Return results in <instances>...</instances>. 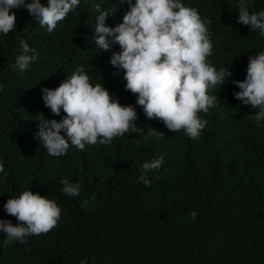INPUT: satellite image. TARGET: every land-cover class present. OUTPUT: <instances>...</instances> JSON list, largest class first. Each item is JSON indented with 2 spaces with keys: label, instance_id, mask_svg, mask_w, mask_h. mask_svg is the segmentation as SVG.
<instances>
[{
  "label": "trees",
  "instance_id": "obj_1",
  "mask_svg": "<svg viewBox=\"0 0 264 264\" xmlns=\"http://www.w3.org/2000/svg\"><path fill=\"white\" fill-rule=\"evenodd\" d=\"M181 2L211 21L213 48L207 60L232 73L222 86L209 89L218 101L198 113L207 121L198 139L147 119L136 95L125 89L123 71L110 64L111 52L94 44V6L100 4L108 14L106 25L115 26L127 3L80 0L51 33L27 9L10 10L16 29L0 33V219L17 223L3 205L24 190L54 200L61 217L51 231L29 236L26 243L4 246L0 231V264H80L85 259L93 264V257L94 264H264V119L257 125L249 115L258 109L233 95L240 91L233 81L245 79L248 58L264 51V36L237 23L240 0ZM247 4L250 13L264 10V0ZM21 39L39 53L25 72L14 66ZM112 51L119 52V46ZM77 66H83L90 83L102 84L122 105L134 106L143 132L129 131L110 145L97 142L83 151L70 144L66 155L52 157L34 138L36 114L57 121L65 114L51 113L41 89L58 87ZM149 127L164 137L148 135ZM161 156V168L147 173L151 186H145L139 181L142 164ZM65 178L81 182L79 196L61 191ZM84 200L88 204L82 207Z\"/></svg>",
  "mask_w": 264,
  "mask_h": 264
},
{
  "label": "clouds",
  "instance_id": "obj_2",
  "mask_svg": "<svg viewBox=\"0 0 264 264\" xmlns=\"http://www.w3.org/2000/svg\"><path fill=\"white\" fill-rule=\"evenodd\" d=\"M79 3L80 0H47L46 4L40 0H0V33L8 35L16 29V16L11 9H27L51 33ZM123 3H127L128 10L122 22L115 26L106 25L108 14L101 10L100 4L94 6L98 13L92 37L94 44L102 51L111 52L110 64L123 71L125 89L136 95V105L142 108L147 119L162 122L171 132L183 130L189 138L198 139L207 125L198 113H207L218 101L216 94H209V89L222 86L232 75L229 68L217 70L207 60L213 48L208 30L211 21L181 0H135V3L121 0ZM237 23L249 26L250 31L259 30L264 36V10L250 13L247 0H240ZM19 45L14 66L25 72L39 53L23 39ZM113 45H118L120 51H112ZM233 84L240 89L233 93L234 98L258 109L249 118L259 125L264 119V51L248 58L245 79ZM41 93L44 105L54 116H60L61 111L65 114L59 121L47 119L43 113L36 114L38 130L34 138L42 141L52 157L66 155L70 144L83 151L86 145L97 142L110 145L114 138L129 131L143 132L135 123L136 108L122 105L102 84L90 83L83 66H77L58 87H44ZM147 133L164 137V133L151 127ZM163 162V156L145 161L139 181L151 186L147 173L159 170ZM3 171L4 165L0 162V172ZM61 184L64 194L80 195L81 182L71 183L65 178ZM90 199L95 200V194ZM87 204L88 200H84L81 206ZM3 210L17 221L13 224L0 219V231L6 236L4 246L13 241L26 243L29 236L48 233L61 217V209L54 200L31 190L8 198ZM190 215L195 220L197 213L193 211ZM94 261L93 257V264ZM80 264H87V259Z\"/></svg>",
  "mask_w": 264,
  "mask_h": 264
}]
</instances>
